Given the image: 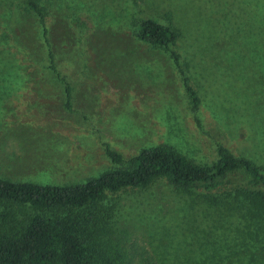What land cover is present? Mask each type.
<instances>
[{"label": "rangeland", "instance_id": "374dc122", "mask_svg": "<svg viewBox=\"0 0 264 264\" xmlns=\"http://www.w3.org/2000/svg\"><path fill=\"white\" fill-rule=\"evenodd\" d=\"M21 1L0 0V177L82 184L118 167L107 148L127 159L159 144L210 165L221 137L264 172V0H38L59 77ZM147 16L178 30L195 111L169 52L135 36ZM104 205L119 243L152 264H261L264 225L232 195L159 179ZM10 210L35 213L0 202V234Z\"/></svg>", "mask_w": 264, "mask_h": 264}, {"label": "trees", "instance_id": "16d2710c", "mask_svg": "<svg viewBox=\"0 0 264 264\" xmlns=\"http://www.w3.org/2000/svg\"><path fill=\"white\" fill-rule=\"evenodd\" d=\"M21 3L25 11L39 18L48 47L49 70L57 73L42 6L38 0ZM135 36L146 45L169 52L195 111L199 99L187 76V64L178 52V30L147 16L137 20ZM11 43L14 44L12 40ZM69 92L67 86V101ZM218 140L215 161L210 165L196 164L171 147L159 144L127 159L107 148V157L118 167L82 184L39 185L0 177L1 203L10 208L28 206L35 211L25 223L16 221L11 210L6 212L7 223L13 225L0 234V264H152L144 250L125 249L119 243L104 201L108 195L145 188L159 179L179 190L197 188L232 195L244 203L249 219L264 225V172L252 161L235 157L222 137ZM238 172L242 179L231 181L230 176ZM259 256L264 264L263 250Z\"/></svg>", "mask_w": 264, "mask_h": 264}]
</instances>
